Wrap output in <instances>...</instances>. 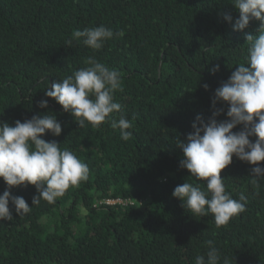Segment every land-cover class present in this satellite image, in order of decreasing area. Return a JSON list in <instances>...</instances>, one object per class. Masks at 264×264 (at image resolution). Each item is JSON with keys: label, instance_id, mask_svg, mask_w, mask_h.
<instances>
[{"label": "trees", "instance_id": "trees-1", "mask_svg": "<svg viewBox=\"0 0 264 264\" xmlns=\"http://www.w3.org/2000/svg\"><path fill=\"white\" fill-rule=\"evenodd\" d=\"M223 13L232 24L239 17L232 0H0V121L14 126L33 115L56 116L62 134L41 138L89 168L88 180L54 203L32 205L33 185L11 189L32 209L19 216L10 203L14 219L0 221V264H195L198 256L207 259L209 240L220 264H264V179L259 187L251 183L253 165L233 157L221 173L234 199L247 197L246 211L227 227L217 228L212 214L192 216L172 195L184 182L207 190L180 167L178 141L198 114L211 117L215 89L239 64L247 66L245 35L260 28L253 20L234 31ZM100 25L123 36L100 50L76 41L65 47L73 30ZM89 57L121 73L114 98L133 124L128 141L109 123L79 128L45 96ZM215 64L220 71L213 75ZM44 99L46 109L39 107ZM7 187L0 178V194Z\"/></svg>", "mask_w": 264, "mask_h": 264}, {"label": "clouds", "instance_id": "clouds-1", "mask_svg": "<svg viewBox=\"0 0 264 264\" xmlns=\"http://www.w3.org/2000/svg\"><path fill=\"white\" fill-rule=\"evenodd\" d=\"M239 17L232 24L233 17L223 13V19L232 24L234 31L244 32L251 21H260L256 35L246 33L250 42L247 66L239 64L227 81L221 82L211 99L212 115L205 121L200 114L192 124L193 131L186 139L178 141L183 151L180 167L187 169L190 176L206 182V191L199 185L184 182L173 190V197L181 201L182 207L192 216L212 214L217 228L227 227L234 217L246 211L247 197L241 193L234 199L226 191L221 173L233 163V157L253 165L250 169L251 183L259 187L264 179V0H232ZM115 35L112 29L100 25L83 30H73L65 40V47L71 48L73 41L100 50ZM87 65L72 75L52 82L45 90V96L53 98L70 113L79 128L88 124L98 129L109 123L119 129L120 137L128 141L133 133L132 122L123 114L122 106L115 101L114 94L122 90L121 73L109 68L93 57L85 60ZM211 74L220 71L215 64ZM209 90L208 84H203ZM218 105H221L218 107ZM48 100L39 102L40 108H48ZM119 114V118L116 115ZM221 115L226 119L218 120ZM239 126L238 131H234ZM62 134V125L57 117L46 114L33 115L23 122L16 120L14 126L0 121V178L8 186L0 194V221H12L14 205L19 216L31 212L32 206L21 196H14L11 189L29 185L36 187L38 195L32 205L40 200L54 203L67 190L78 186L89 178V168L71 150L61 149L60 144L41 138L46 133ZM251 137H256L253 142ZM209 250L205 256H198L195 264H220L221 255L214 242H206ZM224 264H228L227 259Z\"/></svg>", "mask_w": 264, "mask_h": 264}, {"label": "built area", "instance_id": "built-area-1", "mask_svg": "<svg viewBox=\"0 0 264 264\" xmlns=\"http://www.w3.org/2000/svg\"><path fill=\"white\" fill-rule=\"evenodd\" d=\"M116 200H111L110 202H115Z\"/></svg>", "mask_w": 264, "mask_h": 264}]
</instances>
